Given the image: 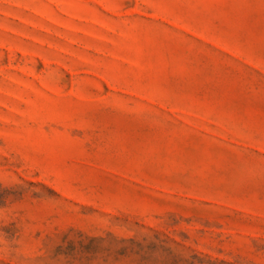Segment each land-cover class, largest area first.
<instances>
[{"label": "rangeland", "instance_id": "rangeland-1", "mask_svg": "<svg viewBox=\"0 0 264 264\" xmlns=\"http://www.w3.org/2000/svg\"><path fill=\"white\" fill-rule=\"evenodd\" d=\"M0 264H264V0H0Z\"/></svg>", "mask_w": 264, "mask_h": 264}]
</instances>
